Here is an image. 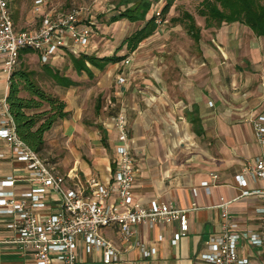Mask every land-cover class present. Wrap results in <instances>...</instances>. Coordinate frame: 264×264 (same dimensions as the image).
I'll return each instance as SVG.
<instances>
[{"label": "crops", "instance_id": "0c3cea01", "mask_svg": "<svg viewBox=\"0 0 264 264\" xmlns=\"http://www.w3.org/2000/svg\"><path fill=\"white\" fill-rule=\"evenodd\" d=\"M102 1L106 0H98ZM149 1L144 22H111L118 11L133 7L136 0L117 7L118 0L110 18L105 12L98 16L108 20L93 22L94 35L83 54L107 57L105 49L111 45L102 37L110 33L120 41L143 28L154 16L156 2ZM180 3L177 0L167 16L176 25L165 31V23L157 27L127 57L128 66L123 62L105 66L86 62L85 70L77 71L71 57L79 56L62 51L55 58L64 63L63 57L70 58L68 65L75 76H61L67 86L55 81L53 94L65 102L68 117L45 134L39 157L64 179V188L74 190L78 182L85 185L93 177L103 184L111 181L118 147L112 118L123 112L137 169L134 207L170 204L189 210V231L176 246L170 240L178 232V222L139 224L132 228L127 242L121 240L118 226L104 228V237L123 255L118 264H205L199 255L206 251V242L221 234L223 209L217 206L222 203L230 202L225 208L242 231L255 233L260 228V199L240 194L259 190L264 180L254 182L247 176V187L239 189L235 177L264 153L250 122L264 115V65L258 43L264 39L239 23L200 29L195 22L200 29L196 40L188 32L185 15L196 21L195 17L187 12L176 16ZM31 14L21 28L13 18L17 30L36 27L37 20ZM93 19L89 17V21ZM126 51L124 46L118 53L124 55ZM120 77L126 78L124 85L118 83ZM8 89L9 77L3 73L0 59V107L6 102ZM5 121L0 115V129L7 128ZM211 174L218 176L217 181ZM8 177L14 178L15 185L4 190L16 196L44 190L42 218L60 212L59 195L31 178L25 164L0 137V182ZM203 182H209V193L201 187ZM10 222V217L0 215V264H37L31 250L23 251L13 243L16 233L6 228ZM144 251L151 255L145 257ZM77 253L82 264H103L101 253L87 254L83 241H79ZM239 254L252 264H264L258 250L246 241L240 244Z\"/></svg>", "mask_w": 264, "mask_h": 264}, {"label": "built area", "instance_id": "2783aa9c", "mask_svg": "<svg viewBox=\"0 0 264 264\" xmlns=\"http://www.w3.org/2000/svg\"><path fill=\"white\" fill-rule=\"evenodd\" d=\"M163 0L154 5L155 23L162 21ZM32 15L37 20L34 29L19 31L16 29L9 0H0V59L3 61V73L9 77L18 68L21 53L25 50L36 53L43 63L59 57L62 51L73 56L85 53L94 35V23L84 22L83 13L73 10L69 13L56 12L47 6L45 0H35ZM130 64V59L124 62ZM120 85L126 83L125 77L118 79ZM0 115L6 120L7 128L0 129V137L11 146L18 161L25 164L31 178L37 179L50 192L60 197V212L48 214L44 218L41 210L45 208L44 190L16 196L13 191L15 180L8 177L0 182V215L8 216L11 222L6 228L16 233L13 243L21 250H31L37 264H82L78 257V243L83 241L87 254L101 253L103 264H118L122 260L121 251L103 235L104 228L118 226L121 240L127 242L133 235L132 228L139 224H164L178 222L179 229L170 240L176 246L184 237L189 226V210H179L170 204L152 206L149 209L134 207L133 190L136 185L137 169L131 153L127 119L123 112L112 118L117 134L115 171L108 184L96 178H90L85 185L78 182L74 190L64 188V179L55 175L38 154L31 151L15 133L8 105L3 102ZM254 136L260 145H264V115L252 119ZM254 182L264 180V153L255 159L253 165L244 168V173L235 177L239 189L247 187L246 177ZM217 181L218 176L211 174ZM201 187L209 193V182ZM196 195V191H194ZM256 195L262 204L257 210L260 216V228L257 232L242 231L240 225L231 219L222 203L223 209L221 234L206 242V251L199 255L205 264H252L239 254V246L246 241L258 250V256L264 262V186L255 192H243L240 197ZM110 200H114L110 203ZM151 255L144 251V256Z\"/></svg>", "mask_w": 264, "mask_h": 264}, {"label": "trees", "instance_id": "16d2710c", "mask_svg": "<svg viewBox=\"0 0 264 264\" xmlns=\"http://www.w3.org/2000/svg\"><path fill=\"white\" fill-rule=\"evenodd\" d=\"M130 0H119L117 7L127 5ZM177 0H164L162 8L163 18L168 15ZM199 2L198 15L205 19V27L220 28L222 24L239 23L257 37L264 39V0H194ZM151 7L149 0H136L131 8L118 11L111 18V22L127 19L130 22H144ZM188 22L187 29L194 39H198V32L194 19L185 15ZM153 16L140 30L125 39L117 48L114 55L105 58H96L81 54L79 58L71 57L77 71L85 70V63L90 65L117 63L123 57L116 56L122 47L126 46L130 54L138 45L151 35L158 27ZM165 21V19H162ZM23 52L34 53L28 50ZM46 72L50 73L46 67ZM54 81L68 83L61 79L57 73L52 77ZM9 114L13 120L17 138L22 141L31 151L40 154L44 149L45 134L60 120L68 117L66 104L59 97L46 92L31 79V74L22 68L16 69L10 76L9 89L6 97Z\"/></svg>", "mask_w": 264, "mask_h": 264}, {"label": "rangeland", "instance_id": "374dc122", "mask_svg": "<svg viewBox=\"0 0 264 264\" xmlns=\"http://www.w3.org/2000/svg\"><path fill=\"white\" fill-rule=\"evenodd\" d=\"M9 1H10V9L13 12V18L14 17L16 18L17 26H19L18 28L25 27L27 16L29 12L32 11L33 3L35 0H9ZM45 1L47 2V6L53 8L54 10H56V12L65 14L73 10H77L83 13V19L85 23L89 22L90 16L94 18L93 22H96L97 20V22L101 23L102 19L100 20L98 16L100 15L103 16L105 12V14L106 15L108 14V17L110 18V14L112 15L114 14V11H115L114 8L118 0H106V1H102V3H99L98 0H45ZM157 1L158 0H153L154 3ZM198 9H199L198 3L192 2L191 0H181V3L178 9H176V13H177L176 16L178 17L182 16L184 12L190 13L191 15L195 17L196 19L195 22L200 27V29H203V28L205 29V21L204 19L199 18L197 14ZM120 10H123V7H120ZM167 16L168 15H166L165 18L162 17V19H165L164 21L165 24L163 25L164 27L162 28V31L169 30V28H172L176 25L172 20H168L169 17ZM176 18L177 17H175L174 19ZM105 20H108V19L106 18V19H103L102 21H105ZM120 26L121 25H119L118 27ZM184 30H186V27H184ZM98 32L99 31H96L97 35H98ZM127 36L124 37L123 40L121 39L120 41H117L118 37L114 34L108 33V35L103 36L102 38H107L109 40V44L111 45L110 47L108 48L106 47L105 49L106 56L107 57L113 56L115 53V49H117L121 45V43L125 39H127ZM161 36L163 37V35ZM258 43H259V47L262 53V65H264V40L258 41ZM189 44L192 45L191 42ZM133 52L129 54L126 51L124 55H120V53H116V56L123 57L124 59L121 60L120 63L122 62L124 63L127 60V57L132 55ZM64 58H65L64 60L65 63L63 61L57 62L56 61L57 59L49 60L47 63H43L40 57L36 53L22 52L20 61H19V66L17 69L22 68L28 73H30L31 79L34 81V83H36L39 87H41L46 92L53 94L54 87H56L57 85L54 79L52 78L53 75L57 73L59 74V76H65V77L67 76L69 77V75L70 77L75 76V74H73V70L70 68L71 65H68L70 58L63 57V59ZM46 67L49 68L50 73L45 71Z\"/></svg>", "mask_w": 264, "mask_h": 264}]
</instances>
